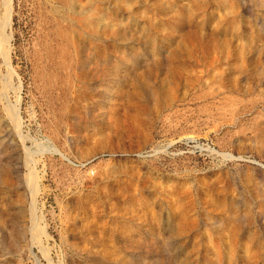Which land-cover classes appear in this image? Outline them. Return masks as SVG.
<instances>
[{"label": "rangeland", "instance_id": "1", "mask_svg": "<svg viewBox=\"0 0 264 264\" xmlns=\"http://www.w3.org/2000/svg\"><path fill=\"white\" fill-rule=\"evenodd\" d=\"M0 264H264V0H0Z\"/></svg>", "mask_w": 264, "mask_h": 264}, {"label": "bare ground", "instance_id": "2", "mask_svg": "<svg viewBox=\"0 0 264 264\" xmlns=\"http://www.w3.org/2000/svg\"><path fill=\"white\" fill-rule=\"evenodd\" d=\"M5 18H7V19H8V16H7V17H5ZM5 18H4V20H5ZM7 19H6V20H7ZM6 58H7V57H6Z\"/></svg>", "mask_w": 264, "mask_h": 264}]
</instances>
